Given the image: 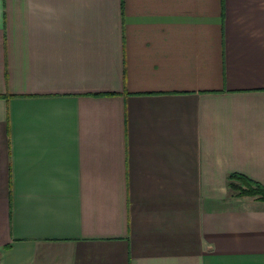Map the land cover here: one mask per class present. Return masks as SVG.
<instances>
[{
	"label": "crops",
	"instance_id": "obj_1",
	"mask_svg": "<svg viewBox=\"0 0 264 264\" xmlns=\"http://www.w3.org/2000/svg\"><path fill=\"white\" fill-rule=\"evenodd\" d=\"M264 0H0V264H264Z\"/></svg>",
	"mask_w": 264,
	"mask_h": 264
},
{
	"label": "trees",
	"instance_id": "obj_2",
	"mask_svg": "<svg viewBox=\"0 0 264 264\" xmlns=\"http://www.w3.org/2000/svg\"><path fill=\"white\" fill-rule=\"evenodd\" d=\"M229 188L232 194L237 196L252 197L264 201V186L245 176L232 174L229 180Z\"/></svg>",
	"mask_w": 264,
	"mask_h": 264
}]
</instances>
